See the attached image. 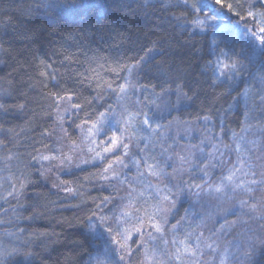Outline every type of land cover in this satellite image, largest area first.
I'll list each match as a JSON object with an SVG mask.
<instances>
[{"label":"trees","instance_id":"1","mask_svg":"<svg viewBox=\"0 0 264 264\" xmlns=\"http://www.w3.org/2000/svg\"><path fill=\"white\" fill-rule=\"evenodd\" d=\"M255 1L256 6L253 7V0H228L235 11L221 7L227 15L225 19L236 20L238 27L233 21L228 30L219 32L217 37H223L219 43L215 39L216 29L205 32L194 29L190 21L196 14L190 13L182 0H148L146 5L143 0H90L93 7L87 13L79 10L46 12L39 7L40 0H0V102L25 105L22 110L13 109L6 119L0 120L6 128L15 131V134L0 137L7 141L0 144V264H89V256L94 255L97 245L101 247L92 233L91 222L102 207L113 200L111 187L103 179L106 159L62 172L55 184L68 183L57 188L46 177L44 163L33 158L49 151L57 126L55 109L49 107L51 100L45 99L47 89L57 81L40 75V60L51 64L52 67L47 69L50 74L53 70L60 73L65 78L61 83L79 93L80 99L73 100V103L83 104L88 113L86 116L84 112L78 115L72 112L64 118L65 125L71 124V136L67 134L70 140L77 136L79 128L76 125L89 117L91 124L98 119V113L106 112L109 105L114 109L119 101L111 91L97 88L95 81L81 84L74 74L72 79H68L66 69L84 72L89 66L96 68L103 80L114 81L112 86L115 88L123 80L99 69L92 58L107 69L114 67L117 61L121 65L135 64L141 57L147 59L146 53L154 59L142 64L143 71L139 72L142 85L149 88L156 85L155 92L159 93L163 72L186 85L183 91L192 97L189 104L179 109L159 113L157 122L166 127L171 122L166 133L168 137L171 138L175 123L193 124L209 116L211 119L207 122L223 128L224 131L220 132L228 140L232 138V131L241 132L245 111H250L252 116L248 123L264 128V118L259 117L258 110L247 108L241 95L251 86L249 92L252 97L255 89L261 86V77H264V43L260 40L264 34L259 31L261 21H250L246 15L250 6L257 12L264 9V0ZM181 12H189L186 19L180 17ZM217 12L218 9L212 13ZM236 12L240 13L239 17ZM96 14L103 16L105 21H111L116 30L111 26L93 27L83 35L78 34L81 16L86 15L95 24L92 18ZM247 21L253 28L250 34L246 32ZM148 49L154 51L148 53ZM222 53L243 68L241 74L232 80L224 77L216 80L213 75L212 62L217 54ZM69 54L79 63L65 61L64 57ZM221 56L226 63L231 62ZM120 76H127V73L121 72ZM57 79L60 80V76ZM97 94L103 98L94 100ZM86 100L91 104H85ZM45 112L50 115H45ZM257 138L259 145H264V133L258 134ZM169 144L171 142L165 147ZM158 148L157 145V149H153V154L159 152ZM173 150L176 151L174 147ZM13 153L16 158L5 159ZM25 177L30 182L20 190L22 194L9 196L12 184L19 189ZM66 188L72 191H66ZM105 197L110 199L101 203ZM210 204L213 205L211 208L215 207L211 202L205 203ZM189 207L183 204L181 209H175L176 219L182 214L184 216ZM223 209L218 219L204 222L202 230L207 232L204 235L208 237L216 233L212 239L221 242L220 248L241 240L239 255L246 258L243 255L246 238L253 232L259 234L264 220L250 219L239 213L226 214L227 209ZM195 218L193 228L197 223H203L200 217ZM225 220L232 225L230 231H220ZM196 231H201L200 227ZM132 248L135 249L136 245L132 244ZM120 255L124 253L118 252L116 257ZM210 255L206 251L205 259ZM143 259L142 254L133 252L114 264H136ZM261 259L264 255L257 254L252 260L246 258L243 264H258Z\"/></svg>","mask_w":264,"mask_h":264},{"label":"snow or ice","instance_id":"2","mask_svg":"<svg viewBox=\"0 0 264 264\" xmlns=\"http://www.w3.org/2000/svg\"><path fill=\"white\" fill-rule=\"evenodd\" d=\"M143 2L146 5L148 0H143ZM182 3L189 9L190 13L197 14L190 21L196 27L204 28L207 20L217 18L216 16H205V19L201 20L199 14H202L204 8L209 6L201 5L198 0H194V2L193 0H182ZM215 4L226 7L229 11H235L233 4L229 3L228 0H215ZM39 7L46 12L49 10L65 12L79 10L82 13H87L93 5L90 0H40ZM251 8L252 6L249 7L246 15L254 20L259 18L262 25L259 31L264 34V9L257 12L251 10ZM189 12H181L180 17L186 19ZM28 14H31V10ZM236 15L239 17L240 13L236 12ZM92 19L95 20V24L86 15L81 16V28L77 30L78 34L83 35L85 31L93 27L111 26L113 30H116L115 25L111 21H105L100 14H96ZM253 35L255 34L253 33ZM260 40L264 43V35L260 36ZM0 48H2V45H0ZM153 51L154 49H148V53ZM221 55H224L231 62L225 63L219 59L212 62L214 64L213 75H215L216 80L221 77L232 80L233 77L239 76L243 71L242 66L232 61L226 53ZM146 56L147 59L141 57L137 63L131 65H121L117 61L114 67L110 66L107 69L95 58H92L99 69L115 74L118 80H123V83H118L115 88L112 86L114 81L103 80L96 68L89 66L84 72L66 69L68 79H72L74 74L79 78L81 84L85 81L89 83L95 81L97 88L111 91L116 94L119 101L123 102L121 103L120 112L114 113L115 116L119 117L114 120L115 125L119 126L118 128H114L113 121L108 119V114L114 112L111 105H109L106 112L98 113V119L91 122L90 127H87L89 138L99 136L101 133L107 137L109 146L102 148L104 153L115 155L117 151L122 152L121 155H116V159L104 169L106 173L111 171V177L107 175L103 177L105 180L114 178L120 181L121 184L127 183L126 197L128 202L120 208L118 217L113 216L111 218L112 226L106 229L111 237L110 244L117 246L116 249H111V251L118 250L124 253V255L119 256L121 261L125 259V255L131 256L133 252L142 254L144 259L137 261L136 264H226L231 254L227 248L223 252L218 251L220 246L212 239L216 233H211L208 237H205L204 232L196 231L201 225L197 223L195 228L192 227L195 221H189L188 210H185L184 216L176 219L177 201L185 192L199 197L201 192L206 191L208 195H213L220 200L235 199L236 203L226 210V214L237 215L239 213L240 216L247 215L250 219L264 220V147L253 140L247 141V144L251 147H242L245 135L252 128V125L248 123L249 119L252 118L250 111L243 113L244 121L240 131L245 135H239L232 131L233 145L225 144L222 140H216L215 137L209 135L200 139L198 144H189L182 152L174 151L173 145L170 144L165 147L169 139L166 133L170 130L171 122L167 127L155 123L160 118V111L168 110L165 98L175 94L177 103H179L181 99L191 100L192 97L183 91L186 85L175 78L168 77L163 72H161V75L164 76V79L160 81L159 93L155 92L156 85L149 88L147 85L134 83V70L138 76L139 72L143 71L142 64H147L154 59V57L148 56L147 53ZM64 60L68 61L69 64L79 63V61H74L71 54L66 55ZM40 65L41 76L57 81L55 85L47 89L45 99L51 100L49 107L55 109L56 121L60 125V130L67 135L66 129L63 128L64 116L72 112H76L77 115L84 112L86 116H88V113L85 111L83 104L73 103V100L80 99V96L78 92L68 88L66 83H61V80L65 78L55 70H53V74H50L47 69L52 66L45 60L41 59ZM216 65L219 67L217 68ZM121 72H126L127 76L121 77ZM85 73H88V75ZM58 76H60V80L57 79ZM173 85H175V88H173ZM250 88L251 86L241 93L245 106L251 110H258L259 117L264 118V77H261V86L255 89L252 97H249ZM145 92H151L154 98L149 99L148 96H144L142 100L141 94ZM129 93L134 99L129 97ZM7 95L11 94L8 93ZM102 98L100 94L93 97L94 100ZM145 101H147V104H145ZM157 101H160V103H157ZM250 101H252L251 104ZM85 104L90 105L91 101L86 100ZM62 105L65 106L62 107ZM148 105L155 106V110L151 114L149 111L144 110ZM24 107L23 104L9 105L6 102H0V120L6 119L13 109L22 110ZM172 107L174 108L175 105H172ZM44 114L50 115L47 112ZM90 119V117L85 119L82 124L76 125V127L83 132L86 126L89 125ZM203 119L209 121L211 117L205 116ZM102 125H106V127ZM161 128H165V134L159 132ZM146 130L149 132L147 137L142 135ZM223 131L222 128L221 132ZM260 131L264 132V128H261ZM109 132H112L111 136H108ZM10 134H15L14 129L6 128L3 123H0V137H7ZM51 134L50 132L49 135ZM144 139H147L149 143H145L141 147L140 141ZM6 142V139H0V144ZM157 145L160 151L153 154V149ZM133 148L138 150L136 154H133ZM89 151H93V149L89 148ZM233 152L235 153L234 160L232 159ZM125 157L129 158L130 163L135 168V175L123 173L122 170L128 167L124 162ZM13 158H16L15 153L5 157L6 160ZM33 158L41 161L50 159L61 161L62 159L61 156L49 157L45 155H38ZM65 159H70V157H65ZM93 159L104 160L105 157L97 152ZM82 162L88 163V161ZM114 165L120 166L121 171H116ZM45 171H51V169ZM216 172H219L220 175L213 181L212 177ZM196 173H199V176ZM185 175L188 176V180L183 179ZM177 177H179V180H177ZM150 178L155 179L158 183H146V180H150ZM197 180L200 182L197 183ZM28 182L30 181H27L25 177L20 183L19 189L16 188L15 184H12V191L8 195L14 197L21 195L20 190L24 189ZM67 183V181H62L60 184L54 183L53 187L58 188ZM137 185L140 187H137ZM148 189L153 191L148 193L147 198H145ZM193 189L197 191L193 193ZM65 190L72 191L70 188ZM109 199L105 197L101 203ZM170 217L175 220L174 223L170 222ZM108 219L102 217L99 223H103ZM231 227L232 225L225 220L224 224L220 226V231H230ZM134 236L136 239H133ZM132 244L136 245L135 249L132 248ZM206 251L211 253L207 260L205 259ZM257 254L264 255V226L261 227L259 234L253 232L252 235L246 238L243 255L252 260ZM109 256L110 251L108 249L104 251L103 257L99 254L95 257L90 255L89 264H111L110 259H108ZM258 264H264V259H261Z\"/></svg>","mask_w":264,"mask_h":264},{"label":"rangeland","instance_id":"3","mask_svg":"<svg viewBox=\"0 0 264 264\" xmlns=\"http://www.w3.org/2000/svg\"><path fill=\"white\" fill-rule=\"evenodd\" d=\"M193 2H194V0H193ZM198 2L201 5H208L209 6V7L204 8V11L202 14H199V18L201 20L205 19V16H208V17L216 16L217 18L215 20H207L204 28H200V27H196L195 25H192L195 30H197L199 32H205V31L216 29L217 31L215 32V39H216V42L220 43L223 41L221 39L223 37L222 36L217 37V34L219 32H223L225 30H228V27L233 26V21H235V26L238 27L236 20L232 19V20L228 21L227 19H225L227 17V15L221 11L222 8L220 5L215 4V0H198ZM253 3H254L253 7L256 6L257 2L255 0H253ZM217 9H218L217 13H212L214 10H217ZM253 11H256V9H253ZM229 14H231V13H229ZM228 16H230V15H228ZM252 20L253 19L251 18L250 21H252ZM257 20H259V18H257ZM250 23L251 22L247 21L246 32L248 34H250L251 31H253V28L251 26H249ZM255 32H257V31H255ZM254 36L257 39L256 34ZM217 59L226 63L225 58L222 57L220 54L216 55L215 61ZM216 67L218 68L219 66L216 65ZM133 82L137 83L138 85H142L141 80H140V74L137 76V73L135 72V70L133 72ZM144 96H148L149 99L154 98V96L151 94V92H145V93L141 94L142 100L144 99ZM129 97H131V93H129ZM249 97H251L250 92H249ZM131 98L134 99V97H131ZM165 102L168 104V110H163L160 112L170 111L171 109H173L172 105H175V107H174L175 109H179L181 106L189 104L190 100L181 99L179 101V103H177L176 95L171 94L165 98ZM121 103H123V102L119 101L117 106L115 107V109H113L114 112L108 114V119L110 121H113V127L114 128L119 127L118 125H115V123H114V120L119 118L118 116H115L114 113L120 112ZM157 103H160V101H157ZM145 104H147V101H145ZM64 106L65 105H62V107H64ZM144 110L149 111L151 114V112L155 110V106L154 105H148L145 107ZM69 115L70 114H66L64 116V118L68 117ZM155 123H160V122H157V120H156ZM179 124L180 123H178V124L175 123L174 132L170 133L171 138H169L167 141V143L171 142V145L175 144V145H173V147L175 148V150L177 152H182L183 150H185L187 148V146L189 144H198L200 139H203L209 135L215 137L216 140H222L223 143H225V144L233 145V137L229 138L228 140H225L224 135L220 132L221 128L219 126L215 127L217 125L216 123H215V125H212V124H209L207 121L204 120V121H200V122L193 123V124L187 123V122L184 125H182V124L179 125ZM250 124L252 125V128L247 132L246 135L244 133H241V132L238 133L239 135H245V141L242 142V147H251V145L247 144V141H249V140L257 141V143L259 145L260 140L257 138V135L264 133V132L260 131V127L258 125H253V123H250ZM64 126H65V122H63V128H64ZM90 126H91V124L86 126V128L83 132L79 128L76 138L73 140H70L68 138V136L65 135L64 132H62L60 130V125L57 122V126L53 132L51 147L49 148V151L46 150L47 153H45L43 155L49 156V157L61 156L62 159H61V161H57L55 159L42 161L44 163L45 170L51 169V171H45V173H46V177L48 179L52 180V182L58 183L59 175L62 172H66V171L69 172V171L73 170L72 168H78V167H81L83 165H90V164L102 161L100 159H93V157L96 155L97 152H99L101 155H103L105 157V159L107 160L106 168L108 167L109 163H111L112 161H114L116 159V155L122 154L121 151H117L115 155H113L112 153H104L102 151V148L109 146V144L107 142V137H105L104 134L101 133L99 136H93V137L89 138L88 134H87V127H90ZM102 126L106 127V125H102ZM163 129H165V128H161L159 130V132L161 134H165ZM111 135H112V132H109L108 136H111ZM142 135L147 137L149 135V132L146 130L144 133H142ZM145 143H149V141L147 139L141 140L140 141L141 147H143V145ZM261 145L262 144H260V146ZM261 147H264V145H262ZM89 148H92L93 151H89ZM156 149H157V147H156ZM158 151H160V148H158ZM137 152H138V150L133 148V154H136ZM257 154H259V153H257ZM65 157H70V159H65ZM126 159H128V157H125L124 161ZM225 159H227V157H225ZM232 159L233 160L235 159V153L234 152L232 153ZM82 161H88V163H83ZM127 165H128V167L122 170L123 173L128 174V175H135L136 170L133 167V165L130 163V161H129V163H127ZM114 168L116 171H121V168L118 165H114ZM169 171H170V169H169ZM106 175L111 177V171H109L107 173L105 172V176ZM196 175L199 176V173H196ZM219 175H220V173L216 172L212 177L213 181H215L217 176H219ZM183 179L188 180V176L185 175L183 177ZM177 180H179V177H177ZM106 181H107L108 185L111 187V191L113 193V200L111 202H109L107 205H104L102 207V209L98 212L96 217L91 222L92 233L99 240V244L101 246V247H99L97 245V248H96V251H95L93 257L97 256L98 254L103 257L104 251L106 249H108L110 251V256L108 257V259H110L111 264H114L115 262H119V263L121 262V260H119V257H116V254L119 251L118 250L117 251H111V249H116L117 246L114 244H110L111 237L107 233L106 229L108 227L112 226L111 218L113 216L118 217L120 214V208L124 204H127V202H128L127 197H126L127 183L125 182V183L121 184L120 181H118L114 178H110ZM148 182H151L153 184L158 183L155 179H151V178H150V180H146V183H148ZM196 182L199 183L200 181L197 180ZM137 187H140V186L137 185ZM152 191H153L152 189H148L147 192L145 193V198H147L148 193H150ZM173 191H175V189H173ZM196 191H197L196 189L192 190L193 193ZM218 201H220V202H218ZM210 202L213 203L215 205V207L211 208V206H213L211 204L205 205V203H210ZM234 203H235V199L220 200V199H217L213 195H208L206 193V191L201 192L199 197H197L196 195H193L192 193L185 192L184 194H182L180 196L179 200L177 201L176 210L181 209L180 206H182L183 204H185V206L190 205L191 207L186 209L189 212V217H188L189 221H194V219H196L195 217H200V219L203 220V223L200 224L201 225L200 230L202 232H204L202 230V227L204 226V222H211V221L213 222L215 219H218V216L222 214V211H224L223 207H225V209H229L231 207V205H233ZM102 217H107L109 219L103 223H99V221L101 220ZM170 221H172V219H170ZM192 227H193V225H192ZM134 237H133V239H134ZM216 243L219 244V246L221 245L220 241L219 242L216 241ZM237 245H239V247H237ZM225 248H227L229 253L231 254V255H229L228 260L226 261V264H240V263L243 264V261L246 258H242V256L239 255V251L241 250V240L234 241L230 245H226L222 248L219 247L218 251L223 252V250ZM206 259H209V258H206Z\"/></svg>","mask_w":264,"mask_h":264},{"label":"bare ground","instance_id":"4","mask_svg":"<svg viewBox=\"0 0 264 264\" xmlns=\"http://www.w3.org/2000/svg\"><path fill=\"white\" fill-rule=\"evenodd\" d=\"M140 80H141V76H140ZM116 106H117V105L114 106V109H115ZM70 125H71V124H69V125L67 124V125L64 126V129H66L67 134H68L69 136H71V134H70V132H69V130H71V129H70ZM73 132L76 133V129H74ZM124 162H125V164L129 163V158L126 159Z\"/></svg>","mask_w":264,"mask_h":264}]
</instances>
